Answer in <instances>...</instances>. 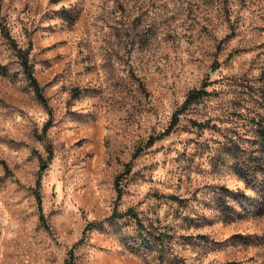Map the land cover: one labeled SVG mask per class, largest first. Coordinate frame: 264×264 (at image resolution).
I'll return each instance as SVG.
<instances>
[{
  "label": "rangeland",
  "instance_id": "374dc122",
  "mask_svg": "<svg viewBox=\"0 0 264 264\" xmlns=\"http://www.w3.org/2000/svg\"><path fill=\"white\" fill-rule=\"evenodd\" d=\"M260 89L264 0H0V264H264V175L230 153ZM127 209L159 256L130 216L92 224Z\"/></svg>",
  "mask_w": 264,
  "mask_h": 264
},
{
  "label": "trees",
  "instance_id": "16d2710c",
  "mask_svg": "<svg viewBox=\"0 0 264 264\" xmlns=\"http://www.w3.org/2000/svg\"><path fill=\"white\" fill-rule=\"evenodd\" d=\"M16 54L20 62L21 70L25 76V79L28 81L29 86L32 88L36 99L40 103L45 105L46 100L42 96L41 88L31 73L30 64L28 63L27 57H26V51L16 49ZM202 87L203 85H201L197 89L189 90L185 94L179 108L184 109L187 105L195 101L199 96L204 95L205 91H203ZM260 92L262 94V97H264V89H260ZM180 109L171 113L169 117V121L167 123V127L164 129V131L160 133L159 135H156L155 137L150 136L147 140V143L153 142L160 135L167 133V131H169L175 125L177 121V114ZM49 124H50V121L47 119L44 122L43 126L47 127L49 126ZM252 124H253V132L255 135L254 143L257 147L245 153V152H242V150L237 145L233 144L231 146L230 153L235 159L234 166L236 167V170L241 174L243 181H245L246 183H249L252 186H255V188H257L256 190L259 191L262 189V180L258 178L257 174L264 175V109L261 113L256 114V117L253 119ZM195 125H198V124H195ZM254 152H256V154ZM2 166L3 167L5 166L4 163H2ZM44 166L45 164L43 163L41 164L40 168H43ZM217 188L221 190L224 193V195H231L233 199L238 198L242 200V199L248 198L244 194H242V192L237 191V190L226 189L223 186H218ZM216 196H218L216 197V201L218 202L217 206L220 212H222L224 216H228L229 213L232 211L231 207L225 204L223 199L222 198L220 199V196L218 194H216ZM35 198H36L37 204H39V198L37 194ZM167 198L175 199V197H172L170 195L167 196ZM240 200H238V202ZM123 216H130L135 220L136 225L139 227V229L144 230V232L139 237L140 238L139 243L148 249L156 250V253L159 256L161 248L163 247L162 233H159L156 230L146 229L145 226L140 223L139 219L136 217V214L131 209H127L123 213L112 211L103 220L93 222L92 224L98 226L101 224L102 221H110L113 218H120ZM68 254H69L68 260L64 261L62 264H71L72 258H73L72 251L69 250Z\"/></svg>",
  "mask_w": 264,
  "mask_h": 264
}]
</instances>
